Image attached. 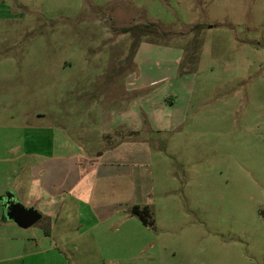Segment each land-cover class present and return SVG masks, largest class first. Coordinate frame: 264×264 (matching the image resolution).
Returning a JSON list of instances; mask_svg holds the SVG:
<instances>
[{"label": "rangeland", "instance_id": "rangeland-1", "mask_svg": "<svg viewBox=\"0 0 264 264\" xmlns=\"http://www.w3.org/2000/svg\"><path fill=\"white\" fill-rule=\"evenodd\" d=\"M143 41L165 52L183 49L177 67L193 76L190 108L174 131L152 136L150 224L119 220L124 247L77 252L78 259L264 264V0H0V143L11 147L0 145V156L38 150L52 129L63 132V142L85 137L77 128L82 113L67 106L59 114V106L88 83L109 79L110 105L146 95L123 91L125 78L128 86L145 66L136 55ZM158 50L151 61L165 66ZM182 131L183 139L172 137ZM99 141L85 138L82 146L93 152ZM45 222L24 230L42 228L55 240L57 229Z\"/></svg>", "mask_w": 264, "mask_h": 264}, {"label": "crops", "instance_id": "crops-1", "mask_svg": "<svg viewBox=\"0 0 264 264\" xmlns=\"http://www.w3.org/2000/svg\"><path fill=\"white\" fill-rule=\"evenodd\" d=\"M154 48L165 53V66H160V58L151 61ZM160 48L141 42L136 55L144 56L145 66L128 86L124 80V92L146 90V95L134 97L128 104L123 96L118 97L117 104L110 105L111 81L107 79L105 85L88 83L91 85L79 90L77 99L60 101L59 114L66 112L67 106L73 107L75 112L69 114L80 112L83 120L95 124L81 128L84 122L79 121L77 128L85 131V137L68 136L70 139L63 142V132L52 129L48 137H39L38 150L19 157L0 156V264H89L76 253L102 250L120 241L124 247L128 238L119 220L137 217L131 208L151 203L152 136L174 131L190 108L193 76H180L177 67L183 49L165 52ZM182 105L184 115L179 114ZM63 125L61 118L59 129H65ZM184 136V131L172 135L176 139ZM85 138L100 140L93 152L83 148ZM0 145L5 152L11 149ZM18 176L19 183L15 181ZM9 193L25 208L36 209L46 219L45 226L57 229L56 239H49L42 228L27 232L9 220L2 204L3 196ZM166 264L174 262L167 260ZM175 264L184 263L180 258Z\"/></svg>", "mask_w": 264, "mask_h": 264}, {"label": "water", "instance_id": "water-1", "mask_svg": "<svg viewBox=\"0 0 264 264\" xmlns=\"http://www.w3.org/2000/svg\"><path fill=\"white\" fill-rule=\"evenodd\" d=\"M2 204L5 216L22 228H29L41 219V214L36 209L23 207L13 196Z\"/></svg>", "mask_w": 264, "mask_h": 264}, {"label": "trees", "instance_id": "trees-1", "mask_svg": "<svg viewBox=\"0 0 264 264\" xmlns=\"http://www.w3.org/2000/svg\"><path fill=\"white\" fill-rule=\"evenodd\" d=\"M149 26H155L153 24H148ZM157 27V26H155ZM134 29V26H130V27H124L121 30L123 32H128ZM158 29V27L156 28ZM131 212L133 215L137 216L145 225L150 224L149 221V216H150V210L148 209V206H138L135 205L131 208Z\"/></svg>", "mask_w": 264, "mask_h": 264}]
</instances>
